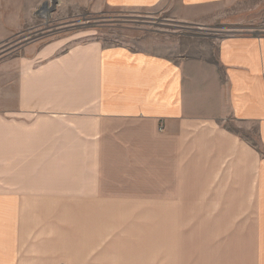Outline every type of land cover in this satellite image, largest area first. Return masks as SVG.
I'll use <instances>...</instances> for the list:
<instances>
[{
  "label": "crops",
  "instance_id": "0c3cea01",
  "mask_svg": "<svg viewBox=\"0 0 264 264\" xmlns=\"http://www.w3.org/2000/svg\"><path fill=\"white\" fill-rule=\"evenodd\" d=\"M233 1L97 4L167 8L180 23L206 25ZM35 2L0 0V41L30 24ZM204 40L205 46L189 44L175 52L95 40L66 46L29 43L20 55L0 63V147L15 149L23 139L17 126L21 115H59L75 123L84 139L101 133L98 120L140 124L130 140L142 166L156 167L155 191H144L139 202L155 205L158 225L147 236L155 242L157 264H264V32ZM26 123L32 127L25 129L36 133V119ZM230 123L256 128L258 143ZM29 146L34 152L2 155L36 154L35 141ZM24 165H14L18 174L11 184L0 180V264H62L72 242L68 211L45 205L38 211L37 192L19 190L36 187L34 180L20 179ZM25 166L36 171L35 165ZM39 194L45 201L68 195L59 190ZM82 194L80 212L93 219L97 203L85 195L95 191ZM87 221L73 234L94 229ZM129 230L144 232L140 225Z\"/></svg>",
  "mask_w": 264,
  "mask_h": 264
},
{
  "label": "rangeland",
  "instance_id": "374dc122",
  "mask_svg": "<svg viewBox=\"0 0 264 264\" xmlns=\"http://www.w3.org/2000/svg\"><path fill=\"white\" fill-rule=\"evenodd\" d=\"M97 1L36 0L31 3L36 13L30 24L0 41V63L20 55L29 43L59 41L66 46L95 40L104 45L123 44L135 49L175 52L187 50L189 44L205 46L208 41L204 37L208 36L222 38L241 32H264V0L233 1L217 11L213 18L216 22L206 25L180 23L167 8L114 9L100 6ZM17 117L22 122L17 126H20L23 139L14 141L15 149L2 150L0 147V180L12 183L18 174L14 172V165H35L36 171L33 168L29 171L24 165L26 170L20 179L34 180L36 187L19 190L37 192L38 211L44 205L52 211H68L72 242L68 258L62 264H157L155 242L147 236L158 225L156 212L152 211L155 205L139 202L144 191H155L156 167L142 166L139 149L133 150L130 140L142 125L102 119L97 124L101 133L95 138L84 139L75 123L59 115L37 113L29 118ZM34 118L36 133L32 128L25 129L32 127L26 121ZM228 126L258 143L256 128H242L235 123ZM34 141V155H2L4 151L34 152L32 146L29 148ZM56 190L68 194V205L62 203L66 199L61 197L54 196L47 201L40 198L39 192ZM83 190L87 194L95 191L94 196L87 198L85 195L86 199L97 203L95 208L99 213L93 219H84L87 214L80 212ZM86 220L95 225L94 229L73 234L82 223L86 226ZM100 225L103 230H99ZM132 225H140L144 232L130 231Z\"/></svg>",
  "mask_w": 264,
  "mask_h": 264
}]
</instances>
